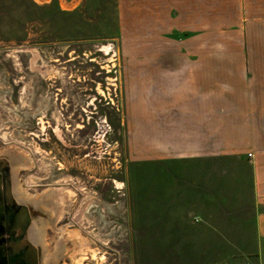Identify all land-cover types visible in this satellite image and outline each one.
<instances>
[{"label":"rangeland","instance_id":"obj_1","mask_svg":"<svg viewBox=\"0 0 264 264\" xmlns=\"http://www.w3.org/2000/svg\"><path fill=\"white\" fill-rule=\"evenodd\" d=\"M197 2L0 0V159L40 264H244L254 249L247 155L149 138L150 58L264 41V16L205 0L198 18ZM186 31L194 48L176 47Z\"/></svg>","mask_w":264,"mask_h":264},{"label":"crops","instance_id":"obj_2","mask_svg":"<svg viewBox=\"0 0 264 264\" xmlns=\"http://www.w3.org/2000/svg\"><path fill=\"white\" fill-rule=\"evenodd\" d=\"M204 2H197L198 18L204 16ZM216 9L229 17L231 9L263 17L264 0H214ZM197 26L204 27L203 19ZM174 29L182 34L179 26ZM186 32L191 34L188 44L181 37L176 47L193 46L189 38L195 33ZM226 43L214 46L212 56L204 55L202 43L196 46L202 55L150 58L149 138L213 155L222 150L247 155L256 212L255 245L246 252L244 264H264V41Z\"/></svg>","mask_w":264,"mask_h":264},{"label":"water","instance_id":"obj_3","mask_svg":"<svg viewBox=\"0 0 264 264\" xmlns=\"http://www.w3.org/2000/svg\"><path fill=\"white\" fill-rule=\"evenodd\" d=\"M32 214L12 192L11 170L0 159V264H40V249L28 238Z\"/></svg>","mask_w":264,"mask_h":264},{"label":"flooded vegetation","instance_id":"obj_4","mask_svg":"<svg viewBox=\"0 0 264 264\" xmlns=\"http://www.w3.org/2000/svg\"><path fill=\"white\" fill-rule=\"evenodd\" d=\"M3 159V158H2ZM38 248L40 249V247L38 246ZM40 253H41V249H40Z\"/></svg>","mask_w":264,"mask_h":264}]
</instances>
